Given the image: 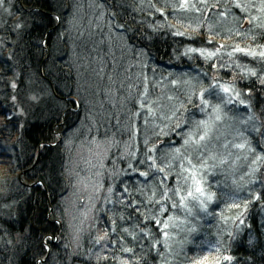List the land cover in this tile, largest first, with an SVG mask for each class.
I'll return each mask as SVG.
<instances>
[{"label": "trees", "instance_id": "16d2710c", "mask_svg": "<svg viewBox=\"0 0 264 264\" xmlns=\"http://www.w3.org/2000/svg\"><path fill=\"white\" fill-rule=\"evenodd\" d=\"M167 2L0 3V264H193L205 257V264H264V26L249 33L230 19L229 33L211 21L215 13L244 17L232 0H198L205 15L196 18L192 10L173 14L178 4ZM236 47L246 51L224 75ZM191 48L217 49L220 59L186 57ZM136 50L138 58L128 56ZM197 64L240 94L232 107L243 100L242 112L252 113L259 131L245 139L257 169L242 192L206 187L215 196L199 229L176 240L164 223L184 212L190 189L182 179L173 183L166 153H157L155 167L148 157L158 141L173 151L185 146L183 131L199 120L200 90L219 84L202 71L191 93L171 85ZM168 88L174 107L158 122L149 109ZM88 167L98 171L87 174ZM165 174L183 202L164 198L156 177ZM170 248L177 250L172 263Z\"/></svg>", "mask_w": 264, "mask_h": 264}, {"label": "rangeland", "instance_id": "374dc122", "mask_svg": "<svg viewBox=\"0 0 264 264\" xmlns=\"http://www.w3.org/2000/svg\"><path fill=\"white\" fill-rule=\"evenodd\" d=\"M196 1L198 0H187V4H184V0H168L170 3L169 5L175 8V4L177 3L178 9L173 12V14L185 12L188 13L190 10H192V13L190 14L191 17L196 18L200 13L202 12L203 15L205 8L202 5H199ZM167 2V3H168ZM79 4V3H78ZM233 7L235 9L240 10V13L244 15V17H240L233 14H226V17L222 16L221 14L215 13L212 17L211 21L215 20V23H218V25H223L225 32H231L230 28L228 27L227 23H232L234 21L235 23V30H240V25L245 28V30L250 29L249 33H252L254 31L261 30L260 28L264 26V0H232ZM81 5V4H80ZM98 9V7H97ZM96 9V10H97ZM204 9V11H203ZM182 12V14H183ZM77 13V12H76ZM232 13V12H231ZM181 14V16H182ZM239 17V20L236 19ZM232 19V20H230ZM236 19V20H235ZM197 20V19H195ZM230 20V21H229ZM212 23V22H211ZM241 23V24H240ZM261 24V26H259ZM263 25V26H262ZM94 30H96V26L94 27ZM233 32V31H232ZM247 33V34H249ZM122 45V44H120ZM205 50V55H200L199 52H188L191 56L199 55L203 59H207L210 61H216L218 62L220 58H217L220 54L219 50H208L204 48H200ZM212 52L215 53L212 57H207V53ZM230 54V53H229ZM233 56H228V59L225 60V66L229 70L221 72L224 75H228V73L235 68L234 66H231L233 63L238 64L239 61L237 60V52L233 50L231 53ZM243 56L244 54L241 53ZM220 63V62H219ZM130 67V66H129ZM194 68H190V72L185 74L184 72H179V79L172 84L173 87H181V91L183 93L186 92H192L195 90V87L198 83L202 81V77L200 72L204 71L201 67L197 65L193 66ZM238 67V66H237ZM116 68V65H115ZM115 71V69H113ZM212 72L211 70H209ZM120 72V70L118 71ZM204 75L208 74L210 75V79L212 84L219 83V76L212 75L208 73L207 71H204ZM203 76V75H202ZM100 83V80L99 82ZM97 83V84H98ZM102 83V81H101ZM219 85H225L232 89L230 93H224L221 91ZM192 87V90L190 89ZM169 91L166 92L165 96L162 95V98L158 101L156 106L150 107L153 115L157 119V121L165 120L173 110L174 107V97L171 96L172 92L174 91L172 88H168ZM205 91V99L208 100V104H202L198 108L199 113V121H207L210 124V131L208 135L205 137L203 141H200L198 144L194 141L199 139V136L204 135V130L202 127H197V123H194L193 126H191L190 129H186L183 131L185 133V139H189V136L191 135V140L188 144H185L182 148H180L179 153L176 151H173L172 148L174 147H167V145H164L162 143L159 144V141L157 144L154 145L156 151L154 152L153 159L155 160L157 165V153H163L165 154V160L166 162H169L172 166L169 164H165L167 166V171L171 175H175L174 184H179V182L182 179V183L180 186H188V189L193 192V195H197L194 191V185L192 180V174L193 172L196 175V179H199L202 181V186L204 187L206 191V187H209L210 185L213 187V185L218 186V189H233L235 192H242L243 189H245L248 184L252 181V174L255 172L254 170L257 169V160L255 156V149L251 148L248 144V141L245 139L248 138V135L246 132H256L254 129H256L255 120L252 117V113L249 111L246 113L245 117L242 119L239 116H233L230 112L226 110L225 107L221 106L222 104H219L220 101L225 102L226 107L229 109L234 105L236 102L237 96L235 95L234 88L227 84H216L214 88ZM171 90V91H170ZM201 92V90H200ZM199 92V93H200ZM213 94L216 96L215 100H212L210 102L211 96L210 94ZM187 94V93H186ZM224 99H223V97ZM229 97H231V102H229ZM200 103V100H199ZM216 105L220 106V119L216 120L217 113L214 111V108ZM240 106V105H239ZM110 111V108H109ZM240 115H242L240 113ZM162 129H165V126H168V124L160 125ZM138 140V139H135ZM161 143V142H160ZM237 144H244L245 146L243 148L236 147ZM141 155L140 154V146L139 144L136 145L135 155ZM119 156V153L117 154ZM162 156V154L160 155ZM170 156V157H168ZM215 157V158H213ZM101 158V156L99 157ZM119 158V157H118ZM126 156L120 157V161H123L122 159H126ZM189 161H191V165L189 164ZM223 161V162H221ZM150 163L151 160H150ZM106 164V162H105ZM181 165L183 167H181ZM154 166V167H155ZM195 166V167H192ZM187 170V171H186ZM88 173L87 174H94L96 171H98L96 168L92 169V167L87 168ZM186 173V174H185ZM93 174V175H94ZM163 177V183H161V180ZM158 178L156 177V182L158 183V186H162L163 195L166 190L167 196L170 195L171 197H178L183 196L179 191V194H177V191L174 189L168 188L166 185L170 183L171 176L166 174ZM161 178V179H160ZM166 181V182H165ZM186 181V184H185ZM166 183V185H165ZM177 184V187H178ZM172 187V186H169ZM214 198V197H213ZM213 199L208 203V208H210V205L213 203ZM189 206V209L187 210L186 207ZM163 207H166L163 204ZM185 207V208H184ZM182 214L178 216L177 218H172V221L167 219L168 227L166 229H172L170 232L173 237L177 239H185L188 238L193 231H196L199 229V218L200 213H203L199 209L198 201L194 200L192 197H190L189 202L184 206ZM172 238V237H171ZM164 242L168 243V240L164 238ZM165 244V243H164ZM177 250L174 249H168L165 257L167 261L170 263L173 262L174 259V253L176 254Z\"/></svg>", "mask_w": 264, "mask_h": 264}, {"label": "snow or ice", "instance_id": "6c2138e0", "mask_svg": "<svg viewBox=\"0 0 264 264\" xmlns=\"http://www.w3.org/2000/svg\"><path fill=\"white\" fill-rule=\"evenodd\" d=\"M2 2H3V0H0V3H2ZM184 4L185 5L187 4V0H184ZM177 34L178 35H182V33H177ZM187 51L188 52H193V53L199 52L200 55H202V56L205 55V50H203V49L191 48V49H188ZM234 51L243 53L246 50L243 49V48L236 47L234 49ZM248 54L249 55H255V53H248ZM214 55H215V53H212V52H208L207 53V57H212ZM229 55H231V53ZM260 55L261 56H264V52H262ZM252 75H256V73L253 72ZM262 83H264V81H262ZM213 87H215V86H213ZM219 87H220L221 91L224 92V93H226V94L227 93H230L232 91V89H230L229 87H227L225 85H219ZM209 94H211V93H209ZM235 95L237 97H239L240 94L238 92H236ZM199 100H200V103L201 104H208V100L205 99V91H201L199 93ZM229 102H231V97H229ZM239 102L241 104H244V101L243 100H240ZM141 107H143V104H141ZM149 111H151V109H149ZM214 111L217 113V115L215 117L216 120H219L221 118L220 115H219L220 106L219 105H216L215 108H214ZM197 127H202L203 130H204V135L199 136V139L196 140V141H194L195 143L198 144L200 141H203L205 139V137L208 135L211 126H210V124L207 121H199L197 123ZM254 130L259 131L258 129H254ZM261 135L264 136V133H261ZM191 139L192 138H191V135H190L189 136V139H186L184 141V143L185 144H188ZM145 143H147V141H145ZM244 146H245L244 144H237L236 145V147H238V148H243ZM149 151H156V149H155V147H153L152 149H149ZM175 151L177 153H179L180 150L179 149H176ZM213 158H215V157H213ZM148 159L151 160V162H152L150 164V167H154L155 164H156L155 160L152 157H148ZM221 162H223V161H221ZM189 164L191 165V161H189ZM129 167L130 168L132 167L131 163H129ZM181 167H183V166L181 165ZM192 167H195V166H192ZM157 171H159L160 173H164V168H162V167L161 168H157ZM139 175L140 176H144V177L147 178L148 173L147 172H140ZM165 178H166V174H165ZM192 180H193V185H194V191H195V193L197 195L194 196L192 191H188L187 192V196L188 197H192L194 200L198 201L200 211H202V212H204V213L207 214L208 213V203L213 199V197L215 196V193L206 192L205 189H204V187L202 186V181L199 180V179H196V175H195L194 172L192 174ZM161 183H163V180H161ZM125 191H126V189H125ZM153 195H155V192H153ZM164 198L167 199L166 190L164 192ZM257 199H259V197H257ZM180 200H181V202H183L185 200V197L184 196H181L180 197ZM236 206L238 207V205H236ZM173 207H175V205H173ZM163 210L164 209L162 208V211ZM189 211H191V209H189ZM153 220L157 224L160 223V221L157 220V219H155V218H153ZM241 222H243V221H241ZM167 227H168V224H167V222H165L164 223V228H167ZM164 235L167 236V233L165 232ZM206 259L207 258L205 257L204 259L194 261L193 264H205ZM223 260L224 261H231L232 260V257L231 256H224L223 257ZM216 264H221V262L218 260L216 262Z\"/></svg>", "mask_w": 264, "mask_h": 264}, {"label": "bare ground", "instance_id": "6f19581e", "mask_svg": "<svg viewBox=\"0 0 264 264\" xmlns=\"http://www.w3.org/2000/svg\"><path fill=\"white\" fill-rule=\"evenodd\" d=\"M147 27H150L151 29H153V31H155V29L160 28V24L159 23H157V24L151 23V24H148ZM157 30H159V29H157ZM195 49H200V48H195ZM138 52L139 51L136 50V53L135 54H133V52H132L131 54L129 53L130 55H128V56H130V57L135 56V58H138L139 57ZM185 53H186V57H187L188 56V52L186 51ZM219 104H222L221 106L226 107V104L224 102H222V101H220ZM231 109L233 110L232 115L233 116H239L242 119V121H243V118L242 117H245L246 114L244 112H242V111H244L245 109H243L242 106H239V107H236V108L231 107ZM240 113L242 115H240ZM81 128H83L82 127V124H81ZM5 146H6V144H5ZM0 148H3L4 149L6 147H3V146L0 145Z\"/></svg>", "mask_w": 264, "mask_h": 264}]
</instances>
